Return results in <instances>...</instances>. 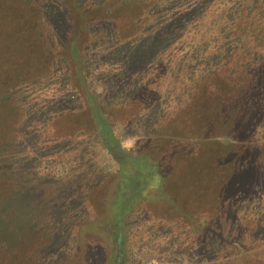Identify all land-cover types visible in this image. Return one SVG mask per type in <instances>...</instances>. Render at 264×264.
Listing matches in <instances>:
<instances>
[{
  "label": "trees",
  "instance_id": "1",
  "mask_svg": "<svg viewBox=\"0 0 264 264\" xmlns=\"http://www.w3.org/2000/svg\"><path fill=\"white\" fill-rule=\"evenodd\" d=\"M18 1L22 12L0 27V125L15 123L12 112L21 107L26 122H57L55 135L72 134L76 141L89 136L113 153L121 129L134 140L133 151L117 161L118 189L130 188V199L163 201L167 209L155 212H186L165 193L171 183L193 200L185 188L186 157L229 159L244 153L247 143L264 141V0H73L70 6L65 0ZM117 4L149 5L148 21L131 39H121L116 22L103 18ZM76 17L80 31L71 40ZM254 41L263 47L253 51ZM38 50L48 74L27 86L20 75ZM71 58L78 61L85 99L73 87ZM47 90L54 103L42 99ZM78 108L87 115L82 122L74 115ZM247 160L240 157L236 167ZM239 198L232 208L248 204L250 219L229 217L230 210L202 219L195 224L198 245L181 253L184 264H264V207L258 193ZM130 209L126 221L135 214ZM3 229L0 264H24L8 251ZM124 229L133 232L127 223ZM153 247L144 254L135 243L132 252L141 262L175 264L178 250Z\"/></svg>",
  "mask_w": 264,
  "mask_h": 264
},
{
  "label": "rangeland",
  "instance_id": "2",
  "mask_svg": "<svg viewBox=\"0 0 264 264\" xmlns=\"http://www.w3.org/2000/svg\"><path fill=\"white\" fill-rule=\"evenodd\" d=\"M65 1L72 5L73 0ZM148 8L149 5L117 4L112 14H103V18L115 21L120 38L128 40L142 31L149 18ZM22 10L18 0H0V27ZM75 24L71 40L80 31L78 17ZM257 44L253 42V51L256 46L263 47ZM70 63L73 87L85 99L86 92L76 70L78 61L71 58ZM47 66V59L38 50L27 62L19 82L27 86L40 83L48 74ZM46 92L48 95L42 99L54 103L52 91ZM80 110L76 109L74 115L82 122L87 115ZM23 113L21 107H15L12 116L17 124L0 125V227L4 228L8 251L14 256L21 255L24 264H150L146 259L138 260L139 254H133L135 243L141 250L144 247L141 251L144 254L148 245L172 247L174 252L179 251L175 264H184L181 253L186 247L196 248L195 224L202 219L224 217L228 210L229 217L250 219L245 210L248 204L241 209L232 208L237 195L243 201L258 193L264 207V141L247 143L242 147L244 153L233 152L229 159L216 156L210 157L209 162L206 157L197 161L186 157L189 186L185 188L193 200L188 201L185 191L180 192L168 183L165 193L186 211L168 214L165 210L155 212L157 207L167 209L163 201L153 205L144 196L130 199V188L121 192L118 189L117 161L121 153L127 155L133 151L134 140L130 135L117 130L113 153L94 145L89 136H82V141L73 140L72 134L57 136V122H52L55 129L42 119L33 124L34 120L29 118L25 121L27 115ZM240 157L248 159L247 166L236 167ZM247 184L252 187L248 188ZM130 206L135 214L126 221L124 212ZM126 223L133 232L126 234ZM230 223L231 220L227 222ZM122 231L124 235L118 234Z\"/></svg>",
  "mask_w": 264,
  "mask_h": 264
}]
</instances>
